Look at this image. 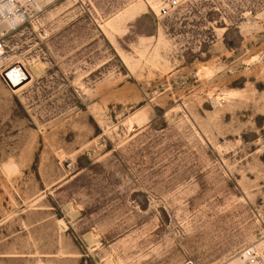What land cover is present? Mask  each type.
<instances>
[{
  "label": "rangeland",
  "instance_id": "374dc122",
  "mask_svg": "<svg viewBox=\"0 0 264 264\" xmlns=\"http://www.w3.org/2000/svg\"><path fill=\"white\" fill-rule=\"evenodd\" d=\"M165 2L47 0L2 35L0 264L264 258V0Z\"/></svg>",
  "mask_w": 264,
  "mask_h": 264
},
{
  "label": "built area",
  "instance_id": "2783aa9c",
  "mask_svg": "<svg viewBox=\"0 0 264 264\" xmlns=\"http://www.w3.org/2000/svg\"><path fill=\"white\" fill-rule=\"evenodd\" d=\"M34 0H0V22H4L9 29L14 28L18 24L24 22L30 12ZM175 0H166L165 4L158 9L160 13H165L167 7L174 4ZM0 34V51L5 48L6 43ZM240 256L246 263L257 260V254L251 246L242 247L239 250Z\"/></svg>",
  "mask_w": 264,
  "mask_h": 264
},
{
  "label": "bare ground",
  "instance_id": "6f19581e",
  "mask_svg": "<svg viewBox=\"0 0 264 264\" xmlns=\"http://www.w3.org/2000/svg\"><path fill=\"white\" fill-rule=\"evenodd\" d=\"M44 2H47V0H34L33 3H32V7H39L42 6L41 4L44 3ZM46 4V3H45ZM44 5V4H43ZM36 13V12H35ZM9 30L8 26L4 23V22H0V34H4L5 32H7ZM20 63V62H19ZM21 64V63H20ZM21 66L23 67V65L21 64ZM9 68V67H8ZM24 68V67H23ZM7 69V68H6ZM25 69V68H24ZM210 71V68H206L204 71H203V74H206L207 73L209 74ZM7 75L10 77L13 85L15 86L16 84H19V80L21 78V74L20 72L18 71V69L14 68V67H11V69L7 70ZM28 73V72H27ZM202 74V73H201ZM202 74V75H203ZM29 75V74H28ZM208 76V75H207ZM30 77V75H29ZM30 79V78H29ZM29 79H27L26 81L24 82H21L17 87L13 88L12 86L10 87L11 89H16L18 87H20L21 85H23L24 83H26ZM262 257V256H260ZM260 259L256 260V261H253V262H249L248 264H264V258L262 257V259L259 261ZM237 261L240 263V264H246V262L244 261V259L240 256V254H237Z\"/></svg>",
  "mask_w": 264,
  "mask_h": 264
},
{
  "label": "water",
  "instance_id": "95a60500",
  "mask_svg": "<svg viewBox=\"0 0 264 264\" xmlns=\"http://www.w3.org/2000/svg\"><path fill=\"white\" fill-rule=\"evenodd\" d=\"M11 67H14V68H16V69H18V71L20 72V74H21V78H20V80H19V84L21 83V82H23L24 80H26L27 78H28V73H27V71L21 66V64L18 62V61H14V62H12L11 63V66H9V68H7V69H3L2 71H1V75H2V77H3V79H4V81L7 83V85L9 86V87H15V86H17V85H19V84H16L15 86L13 85V83H12V81H11V79H10V77L7 75V70H9V69H11ZM21 81V82H20Z\"/></svg>",
  "mask_w": 264,
  "mask_h": 264
}]
</instances>
